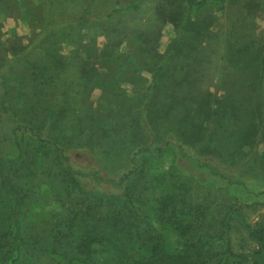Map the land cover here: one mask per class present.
<instances>
[{
  "label": "trees",
  "instance_id": "16d2710c",
  "mask_svg": "<svg viewBox=\"0 0 264 264\" xmlns=\"http://www.w3.org/2000/svg\"><path fill=\"white\" fill-rule=\"evenodd\" d=\"M113 1L101 13L97 0H81L74 17L57 22L49 1L40 0L41 30L0 58V264H264V213L251 218L264 191L245 186L264 182V46L248 25L230 23L226 62L240 75L238 81L230 71L217 75L212 53L219 41L198 17L200 10L223 11L239 0H171L175 9L165 20L173 26L172 41L141 80L137 99L126 95L120 79H140L145 59L135 55L138 63L121 61L120 70L112 69L118 47H103L95 54L100 60L80 70L87 81L117 77L107 87L114 113L78 122V139L62 134L57 120L67 103L48 100L55 93L49 72L60 58L33 55L53 56L54 35L106 27L142 0ZM206 74L229 88L220 94L219 87H202ZM164 155L170 165L156 172ZM42 195L57 206L48 216L37 209Z\"/></svg>",
  "mask_w": 264,
  "mask_h": 264
},
{
  "label": "rangeland",
  "instance_id": "374dc122",
  "mask_svg": "<svg viewBox=\"0 0 264 264\" xmlns=\"http://www.w3.org/2000/svg\"><path fill=\"white\" fill-rule=\"evenodd\" d=\"M48 1L50 3L49 14L57 22L74 17L81 2V0ZM97 1L96 6L98 8L94 7V9L101 13L106 12L109 6L114 4L113 0ZM116 1L119 2V5H126L130 0H115V3ZM173 2L171 0H142L137 10L123 11L120 15L109 19L107 22L109 24L106 27L95 23L91 26V31L87 27H73L54 35L55 40L57 39L55 45L58 46V49L56 51L54 46L53 56L49 57L41 52L33 55V58L42 55L46 60L60 58L59 68L49 72V77L54 83L50 90H54L55 93L49 94L48 100L57 104L67 103L68 109H66L64 117L60 116V120H57L61 126L62 134L66 135V140H74L80 137V130L78 132L74 128L78 122L84 121L89 125V122L102 121L100 119L102 117L104 119L107 112L114 113L112 109H115L113 105L115 98L107 87L114 83L117 77L110 75L108 80H104L91 75V80L87 81L89 75H85V72L80 70V66L83 63L87 66L88 63L98 62L100 59L97 56L99 60H96L95 54L101 55L102 50H104L103 47H118V58L111 63L112 69L116 70L121 69V61L134 65L137 62L135 55H140L146 63L145 65L140 63L143 65L140 71V79L132 84H129L127 80L120 79V87L126 89V95L132 96V100L134 97L137 99L143 88L141 80L145 82L149 79L152 69L157 65L156 63H160V58L172 41L173 26L165 18L171 14L172 9H175V2ZM255 2L257 3L255 7L245 5V0H239L237 3L228 2L230 4L226 5L224 12L214 7L198 12V17L204 20V23L208 24L209 30L212 31L211 33H214L210 39L219 41V46H215V51L212 53L217 61V70L220 71L217 75L230 71L235 80L238 81L239 79L240 74L235 71V68H230L226 62L225 40L229 35L230 23L248 25L255 40L264 46V0H255ZM41 8L40 0H0V58L12 55L11 45L16 41L21 42L22 45H28L35 34L41 30L44 22ZM209 15L212 20L211 23H209ZM146 36H148L147 39ZM108 38L118 40V45H112ZM45 45L50 44L46 43ZM6 48L8 50L4 53ZM206 49H208V45H206ZM153 58L158 59V61L153 63ZM97 69L99 73L106 72L102 71V69L104 70L103 67ZM199 84L213 91L219 87L217 92L220 94L229 88V83H221L220 85L214 74L201 76ZM236 85L238 91L242 90L240 82H237ZM247 98L245 97L243 100ZM128 101L131 102L129 99ZM91 108L95 109L94 115H91ZM120 126L121 128L125 126L127 130L129 126L131 127L128 123H122ZM89 132L90 128H87L83 135H87ZM98 132H102L100 128ZM126 133V130L122 131L121 136ZM170 162L171 156L164 155L162 160L155 165V171L159 172L166 169ZM245 186L254 192L264 191V182L261 181H249L245 183ZM44 188L45 186H42L41 190L44 191ZM38 205L37 209L41 210L39 211L40 216H48L47 212L57 209L56 204L48 200L45 195H42ZM260 213H264V204L259 205L258 209L252 212L251 218H258Z\"/></svg>",
  "mask_w": 264,
  "mask_h": 264
}]
</instances>
